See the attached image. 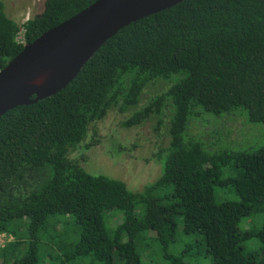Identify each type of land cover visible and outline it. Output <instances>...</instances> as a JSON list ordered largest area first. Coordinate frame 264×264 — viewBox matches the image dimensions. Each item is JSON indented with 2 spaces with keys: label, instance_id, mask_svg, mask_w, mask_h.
Instances as JSON below:
<instances>
[{
  "label": "trees",
  "instance_id": "trees-1",
  "mask_svg": "<svg viewBox=\"0 0 264 264\" xmlns=\"http://www.w3.org/2000/svg\"><path fill=\"white\" fill-rule=\"evenodd\" d=\"M96 1L44 0L19 44L0 0V71ZM112 110L125 128L151 124L158 136L161 175L140 192L71 156ZM232 113L264 125V0H185L124 28L65 89L0 118V233L14 238L0 264H41L43 245L61 264H144L148 241L167 264H189L167 253L179 221L186 235L204 237L214 264H264V145L229 151L189 133L198 117ZM223 187L236 200L218 203ZM248 216L260 227L242 232ZM58 218L68 219L69 239L50 223ZM255 239L261 257L248 251Z\"/></svg>",
  "mask_w": 264,
  "mask_h": 264
},
{
  "label": "rangeland",
  "instance_id": "rangeland-1",
  "mask_svg": "<svg viewBox=\"0 0 264 264\" xmlns=\"http://www.w3.org/2000/svg\"><path fill=\"white\" fill-rule=\"evenodd\" d=\"M1 1L5 3L7 15L19 25L18 41L23 43L24 24L42 13L44 0ZM151 95L152 93L145 94L143 103ZM207 115L213 119L209 116L194 119L190 124L189 133L203 139L208 147H213L214 143L216 148L248 151L264 145V125L251 123L245 114ZM124 118L125 115L117 110L110 111L104 120L90 127L88 138L71 156L79 159L88 173L121 180L133 191L140 192L145 185L153 183L161 175V168L152 157L158 136L153 132L151 124L125 128L122 125ZM228 176L229 174L225 173L224 177ZM218 192V203L236 200L229 187L220 188ZM67 221L68 219L58 218L51 219L50 223H58L64 238L69 239L73 236V230ZM259 221H262L259 216H248L242 220L239 228L242 232L254 231L260 227ZM120 222L121 218L117 216L114 223ZM146 244L148 251L143 254L144 264H167L162 247L157 242L148 241ZM248 251L262 256L258 239L248 243ZM48 252V247L43 245L39 252L41 264H61V260L50 259ZM167 253L181 257L189 264H214L213 258L207 253L204 237L199 234L186 235L181 221L178 222L176 240L170 245ZM89 262L81 260L77 264Z\"/></svg>",
  "mask_w": 264,
  "mask_h": 264
},
{
  "label": "water",
  "instance_id": "water-1",
  "mask_svg": "<svg viewBox=\"0 0 264 264\" xmlns=\"http://www.w3.org/2000/svg\"><path fill=\"white\" fill-rule=\"evenodd\" d=\"M183 1L97 0L46 31L0 71V118L14 108L58 94L118 32ZM40 78L46 81L39 84Z\"/></svg>",
  "mask_w": 264,
  "mask_h": 264
},
{
  "label": "built area",
  "instance_id": "built-area-1",
  "mask_svg": "<svg viewBox=\"0 0 264 264\" xmlns=\"http://www.w3.org/2000/svg\"><path fill=\"white\" fill-rule=\"evenodd\" d=\"M24 33H25V30H24ZM17 42L19 44H25V39H24L23 43H20L18 41V38H17ZM12 241H14L13 236H11L7 233H0V250H2L6 246V244H8L9 242H12Z\"/></svg>",
  "mask_w": 264,
  "mask_h": 264
},
{
  "label": "bare ground",
  "instance_id": "bare-ground-1",
  "mask_svg": "<svg viewBox=\"0 0 264 264\" xmlns=\"http://www.w3.org/2000/svg\"><path fill=\"white\" fill-rule=\"evenodd\" d=\"M38 81H40L39 84H43L46 80H44L43 78H40ZM39 84H36V85H39Z\"/></svg>",
  "mask_w": 264,
  "mask_h": 264
}]
</instances>
